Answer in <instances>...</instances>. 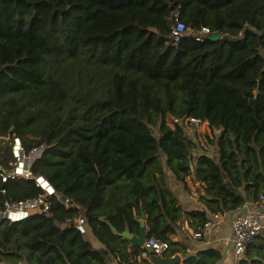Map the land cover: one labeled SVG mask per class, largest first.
I'll return each instance as SVG.
<instances>
[{"label":"trees","instance_id":"1","mask_svg":"<svg viewBox=\"0 0 264 264\" xmlns=\"http://www.w3.org/2000/svg\"><path fill=\"white\" fill-rule=\"evenodd\" d=\"M171 10L220 40L172 46ZM188 117L215 139L173 125ZM0 137L3 168L13 137L27 153L44 146L33 176L71 206L53 197L50 218L3 222L0 264H107L96 244L117 264H151L122 237L140 235L142 213L149 238H180L166 257L219 264L220 248L189 253L186 220L196 232L264 192V0H0ZM170 176L202 208L181 204ZM43 193L0 178V211Z\"/></svg>","mask_w":264,"mask_h":264},{"label":"built area","instance_id":"2","mask_svg":"<svg viewBox=\"0 0 264 264\" xmlns=\"http://www.w3.org/2000/svg\"><path fill=\"white\" fill-rule=\"evenodd\" d=\"M171 19L173 22L170 35L172 46H177L182 39L188 37L194 38L196 41L203 43L213 34L211 30L206 27L201 30L187 28L186 25L180 21L178 12H176ZM177 124H182L191 136H200L199 131L201 127L206 125L207 131L211 134L209 136L212 137L213 135L211 122L209 121L188 117L184 119H174L173 125ZM9 139L10 138H7V140ZM10 146L13 162L10 164L9 169L8 167L3 168V166H0V178L2 183L14 180L35 181L37 186L41 188L44 193L33 199L6 201L3 205V209L0 211V227L3 222L18 223L27 220L35 214L50 218V201L53 197H57L60 200L61 196L56 194L54 188L46 179L43 177H34L31 171L32 165L43 155L45 147H38L33 149L30 153H27L22 139L19 137H13ZM208 148L209 146L207 144H202V150L207 151ZM3 193H5V191ZM195 194L197 195L198 193L196 192ZM255 203L260 208V211L254 215H244L241 213L233 220V264H242L248 248L254 244L256 240L264 237V192L259 195ZM64 205L71 208L67 203ZM142 206L143 205H140V208ZM227 216L228 215L223 213L211 215L210 220L205 223L204 227L192 234L195 243L200 246L206 244L208 238H210L214 231L215 225L217 223L222 224L227 219ZM74 226H76L81 232H85V220L83 217L75 220ZM185 227L187 229V225ZM172 243L180 244L181 240L178 236L172 237L171 240L167 242L148 237L142 249L150 256L166 257L172 248Z\"/></svg>","mask_w":264,"mask_h":264},{"label":"crops","instance_id":"3","mask_svg":"<svg viewBox=\"0 0 264 264\" xmlns=\"http://www.w3.org/2000/svg\"><path fill=\"white\" fill-rule=\"evenodd\" d=\"M208 150H209V153L211 154L212 157H214L215 159H218V149H217L216 144H213V146H210V148H208ZM172 178H173V176H170V183L174 188L173 189L174 193L180 199L181 204L187 205L189 207L188 210H197V209L202 208V206H200V204L198 203V200H199L198 194L197 195L195 194L197 192V190L195 187H193L190 180L188 179L189 185L191 186V191L187 192L184 184H177L173 181ZM189 199H191L195 203H190ZM245 207H247V209H248L247 213L250 215L256 214L258 211H260V208L256 205L255 202H247ZM229 218H230V215L227 216V219L222 224L217 223L215 225V228H214L212 235L210 236V238H208V242L206 244L201 245V246L196 244L195 241L193 240L192 234L194 233V231L191 230L192 220L187 219L186 220L187 230L190 231V234L188 235L190 239H189V243H187V245L189 247V250H188L189 253L194 254L198 250H206V249H211L213 247L214 248H220L224 252L225 248L232 241L231 226L229 223ZM96 246L98 247V250L101 251L103 254L105 251H107L105 248L98 246V244H96ZM107 252H108L109 257H110V259H109L110 264H117L115 258L111 257V254L109 253V251H107ZM178 255L182 258V256L180 254H178ZM249 255L251 257L250 264H252L253 261H262L264 263V237L256 240L255 243L250 246ZM104 257H105V259H107V257L105 255H104ZM151 257L152 256H150L146 253L142 255V259L147 260L150 263H151ZM244 259H246V257ZM107 260H106V262H107ZM181 264H184L183 259H182ZM225 264H233V243H232V246L230 248L229 255L227 257Z\"/></svg>","mask_w":264,"mask_h":264},{"label":"water","instance_id":"4","mask_svg":"<svg viewBox=\"0 0 264 264\" xmlns=\"http://www.w3.org/2000/svg\"><path fill=\"white\" fill-rule=\"evenodd\" d=\"M175 13H176V10H171V17H173ZM220 38L221 37H220L219 34H212V35H210L208 37V39L211 40V41H218V40H220ZM60 201L63 204L67 203L66 197H62L61 196ZM247 210H248L247 207H244V208H241V209L233 212L230 215L229 223H230V226H231V238H232V241L225 248V250L223 252V257H222V260H221L220 264H225V262L227 260V257L229 255L230 248H231L233 240H234L233 220L238 214L244 213ZM141 219H142L140 221L141 231H140V235L139 236H133V235H131L128 232L122 234V237H124L126 239H129L132 242L134 248H142L144 246V244H145V241L149 237L148 236V227H147L148 220H147V217L145 216L144 213H142V218ZM136 220H138V219H136ZM112 229H113V232L115 233L116 230L114 228H112ZM181 263H182V258L179 255L174 256V257H161V256H152L151 257V264H181Z\"/></svg>","mask_w":264,"mask_h":264},{"label":"rangeland","instance_id":"5","mask_svg":"<svg viewBox=\"0 0 264 264\" xmlns=\"http://www.w3.org/2000/svg\"><path fill=\"white\" fill-rule=\"evenodd\" d=\"M207 126L206 125H204L203 127H201V129H200V131H199V134H200V138H202V141H203V138L205 137L204 135H211L208 131H207V128H206ZM215 134H217V132L215 133ZM215 136H214V134H213V136L212 137H210L211 139L212 138H214ZM7 138H9V137H7ZM7 138H5V137H0V144H3L4 145V147L6 146V143H8L7 142ZM215 139V138H214ZM202 144H204L203 142H202ZM214 158V157H213ZM244 215H249L248 213H247V211L246 212H244L243 213ZM254 215V214H253ZM142 218V217H141ZM140 218V221L142 220ZM103 255H105L106 257H107V264H110V261H109V259H110V257H109V254H108V252L107 251H105L104 252V254ZM111 257H113L112 255H111Z\"/></svg>","mask_w":264,"mask_h":264}]
</instances>
